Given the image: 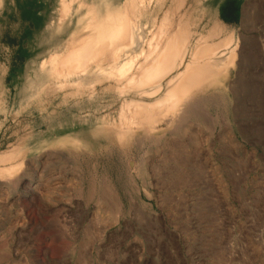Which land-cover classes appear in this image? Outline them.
Wrapping results in <instances>:
<instances>
[{
	"label": "rangeland",
	"instance_id": "obj_1",
	"mask_svg": "<svg viewBox=\"0 0 264 264\" xmlns=\"http://www.w3.org/2000/svg\"><path fill=\"white\" fill-rule=\"evenodd\" d=\"M91 11L127 15L136 45L57 71ZM179 28L188 60L227 41L224 81L119 136L140 95L111 69ZM0 264H264V0H0Z\"/></svg>",
	"mask_w": 264,
	"mask_h": 264
},
{
	"label": "bare ground",
	"instance_id": "obj_2",
	"mask_svg": "<svg viewBox=\"0 0 264 264\" xmlns=\"http://www.w3.org/2000/svg\"><path fill=\"white\" fill-rule=\"evenodd\" d=\"M64 4V12H68L67 1ZM90 14L93 16L89 24V33L77 42L72 41L69 50L54 60L57 71L82 76L95 65L103 66L110 57H119L123 51L136 45L139 35L136 29H132V21L127 15L115 12L107 14L105 19H102L94 16L92 11ZM176 30L171 35H166L162 43L155 47L153 49L155 51L147 55L146 59L142 61L134 59L125 67L111 69V74L119 81H123L120 86L122 93L135 92L140 95L125 98L127 113L123 121L116 124L119 136L131 133L135 124L137 128L145 130L151 126L153 119H161L164 116H172L171 124L184 121L186 115L193 113L190 112L193 111L190 105L183 108V101L193 93L192 90L202 85L211 88L224 81L222 64H230L231 60L218 63L215 57L227 41L219 44L201 41L192 53V59L188 60L186 55L190 34L187 31L182 32L181 28L178 33ZM231 58H234L233 54ZM182 66L184 70L181 72ZM134 71L136 75L132 76ZM164 88L166 89L164 95L151 101L145 99ZM155 127L151 126L150 130Z\"/></svg>",
	"mask_w": 264,
	"mask_h": 264
}]
</instances>
